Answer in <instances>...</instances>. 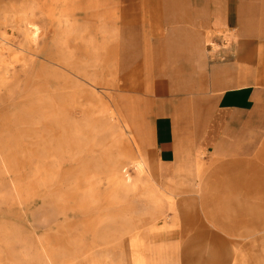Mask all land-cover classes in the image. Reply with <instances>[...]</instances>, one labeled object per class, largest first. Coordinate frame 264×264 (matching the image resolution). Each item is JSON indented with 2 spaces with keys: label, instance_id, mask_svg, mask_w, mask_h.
Listing matches in <instances>:
<instances>
[{
  "label": "rangeland",
  "instance_id": "1",
  "mask_svg": "<svg viewBox=\"0 0 264 264\" xmlns=\"http://www.w3.org/2000/svg\"><path fill=\"white\" fill-rule=\"evenodd\" d=\"M190 2L0 0V264H264V94L233 158L203 146Z\"/></svg>",
  "mask_w": 264,
  "mask_h": 264
},
{
  "label": "crops",
  "instance_id": "2",
  "mask_svg": "<svg viewBox=\"0 0 264 264\" xmlns=\"http://www.w3.org/2000/svg\"><path fill=\"white\" fill-rule=\"evenodd\" d=\"M190 6L192 18L202 22L199 36L184 31L186 38L193 37L194 46L201 42L204 31L212 33L207 42L220 33H228L232 38L225 54L230 58L224 63L210 62L206 54L207 42L204 45L200 84L214 96L211 109L197 110L194 115L206 118V131L200 137L203 146L216 154L226 153V157L233 158L230 153L238 147L242 134L252 128L249 123L252 110L257 99L264 94L254 87L264 84L259 76L264 61L261 54L264 53V0H191ZM180 34L177 36H184ZM185 42L183 38L174 40L180 46ZM170 117L159 116L152 125L157 159L164 172L177 159L179 145L175 135L183 133L181 125L173 123Z\"/></svg>",
  "mask_w": 264,
  "mask_h": 264
},
{
  "label": "built area",
  "instance_id": "3",
  "mask_svg": "<svg viewBox=\"0 0 264 264\" xmlns=\"http://www.w3.org/2000/svg\"><path fill=\"white\" fill-rule=\"evenodd\" d=\"M232 38L228 33H220L206 43V54L210 62L222 61L224 52L231 46Z\"/></svg>",
  "mask_w": 264,
  "mask_h": 264
},
{
  "label": "bare ground",
  "instance_id": "4",
  "mask_svg": "<svg viewBox=\"0 0 264 264\" xmlns=\"http://www.w3.org/2000/svg\"><path fill=\"white\" fill-rule=\"evenodd\" d=\"M210 218H212V217H210Z\"/></svg>",
  "mask_w": 264,
  "mask_h": 264
}]
</instances>
